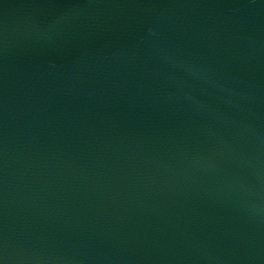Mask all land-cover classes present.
<instances>
[{"label": "water", "instance_id": "1", "mask_svg": "<svg viewBox=\"0 0 264 264\" xmlns=\"http://www.w3.org/2000/svg\"><path fill=\"white\" fill-rule=\"evenodd\" d=\"M3 264H264V0H0Z\"/></svg>", "mask_w": 264, "mask_h": 264}, {"label": "snow or ice", "instance_id": "2", "mask_svg": "<svg viewBox=\"0 0 264 264\" xmlns=\"http://www.w3.org/2000/svg\"><path fill=\"white\" fill-rule=\"evenodd\" d=\"M0 264H3V261L2 260H0Z\"/></svg>", "mask_w": 264, "mask_h": 264}]
</instances>
